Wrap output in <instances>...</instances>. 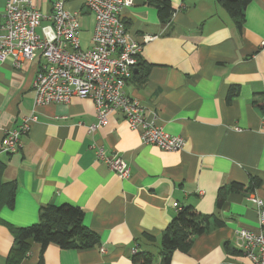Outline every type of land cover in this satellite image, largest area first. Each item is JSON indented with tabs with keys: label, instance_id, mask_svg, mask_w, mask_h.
<instances>
[{
	"label": "crops",
	"instance_id": "0c3cea01",
	"mask_svg": "<svg viewBox=\"0 0 264 264\" xmlns=\"http://www.w3.org/2000/svg\"><path fill=\"white\" fill-rule=\"evenodd\" d=\"M6 1L0 0V13ZM33 1L44 13L52 10L53 0ZM172 3L166 23L147 0L122 10L133 38L155 36L143 43L125 91L145 105L149 119L185 137L181 150L143 143L119 111L90 133L97 122L92 99L35 105L39 55L20 69L11 58L0 61V143L6 129L36 115L18 151L0 152V264H6L15 229L37 222L43 206L62 204L82 209L100 244L67 249L51 243L42 251L34 242L20 264H39L42 257L43 264H139L132 260L134 248L159 262L162 233L187 206L212 215V226L190 247L177 248L170 264H252L235 238L240 229L259 230L249 195L264 198V104H254L264 98V0L246 6L241 27L217 0ZM68 6L78 15L81 47H93L92 12L83 0ZM97 145L123 157L128 178L98 159ZM254 179L253 191L230 192L218 205L224 187Z\"/></svg>",
	"mask_w": 264,
	"mask_h": 264
},
{
	"label": "built area",
	"instance_id": "2783aa9c",
	"mask_svg": "<svg viewBox=\"0 0 264 264\" xmlns=\"http://www.w3.org/2000/svg\"><path fill=\"white\" fill-rule=\"evenodd\" d=\"M69 1L53 0L52 10L44 13L33 0H7L0 13V61L11 58L12 65L20 69L39 55L42 62L33 81L35 105L68 103L73 96L92 99L97 122L88 127L90 133L106 126L111 114L119 111L129 126L139 131L143 143L165 151L183 149L185 137L170 134L149 119L145 105L125 91L143 43L155 38L146 35L139 42L128 32L121 13L134 5V0H83L95 20L94 46L88 49L81 47L80 22ZM35 119L33 113L18 127L6 129L0 152L18 151L21 136ZM96 155L118 177H129L130 167L121 155L105 154L101 145H97ZM249 200L256 207L259 230L240 229L235 244L252 264H264V198L250 194Z\"/></svg>",
	"mask_w": 264,
	"mask_h": 264
},
{
	"label": "trees",
	"instance_id": "16d2710c",
	"mask_svg": "<svg viewBox=\"0 0 264 264\" xmlns=\"http://www.w3.org/2000/svg\"><path fill=\"white\" fill-rule=\"evenodd\" d=\"M251 1L217 0L238 27L243 25L245 8ZM147 3L156 7L163 23L168 22L175 12L172 0H147ZM254 104L262 107L264 98L255 100ZM257 184L255 179L249 184L232 182L220 191L218 205H221L228 193L251 192ZM8 204L11 208L14 207V190L10 193ZM212 222V215H204L192 206L184 207L162 233L160 261L157 262L151 253L137 250L133 253L132 260L139 264H170L174 251L183 246L190 247L195 237L211 228ZM34 242L41 244L42 251L51 243L67 249H83L99 245L100 237L86 225L84 212L80 207L70 204L47 205L40 209L37 222L14 230V243L6 257V264H20ZM39 264H43V257Z\"/></svg>",
	"mask_w": 264,
	"mask_h": 264
}]
</instances>
